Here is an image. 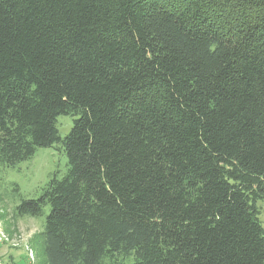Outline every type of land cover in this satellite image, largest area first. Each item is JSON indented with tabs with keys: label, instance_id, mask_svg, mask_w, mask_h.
I'll list each match as a JSON object with an SVG mask.
<instances>
[{
	"label": "trees",
	"instance_id": "16d2710c",
	"mask_svg": "<svg viewBox=\"0 0 264 264\" xmlns=\"http://www.w3.org/2000/svg\"><path fill=\"white\" fill-rule=\"evenodd\" d=\"M55 144L45 264H264V0H0V167Z\"/></svg>",
	"mask_w": 264,
	"mask_h": 264
},
{
	"label": "rangeland",
	"instance_id": "374dc122",
	"mask_svg": "<svg viewBox=\"0 0 264 264\" xmlns=\"http://www.w3.org/2000/svg\"><path fill=\"white\" fill-rule=\"evenodd\" d=\"M72 126V117L57 118L60 138L68 135ZM66 170V156L60 144L37 149L32 158L13 168L0 167V264H45L41 232L48 209L37 218H20L15 206L20 199H37L48 181L53 177L60 179ZM256 209L264 229V201H258Z\"/></svg>",
	"mask_w": 264,
	"mask_h": 264
}]
</instances>
